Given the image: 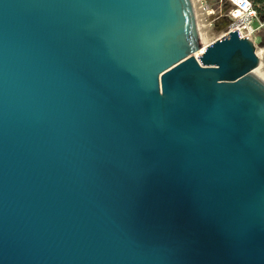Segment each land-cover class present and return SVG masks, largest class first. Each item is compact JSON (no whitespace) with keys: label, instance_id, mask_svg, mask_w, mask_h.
Wrapping results in <instances>:
<instances>
[{"label":"water","instance_id":"1","mask_svg":"<svg viewBox=\"0 0 264 264\" xmlns=\"http://www.w3.org/2000/svg\"><path fill=\"white\" fill-rule=\"evenodd\" d=\"M202 45L192 0H0V264H264L261 59Z\"/></svg>","mask_w":264,"mask_h":264},{"label":"rangeland","instance_id":"2","mask_svg":"<svg viewBox=\"0 0 264 264\" xmlns=\"http://www.w3.org/2000/svg\"><path fill=\"white\" fill-rule=\"evenodd\" d=\"M199 3L202 8L200 12L202 15L199 13L201 24L207 27L208 32L205 33L207 36L204 34L202 37V46H206L225 36L234 27L236 12L235 6L228 0H199ZM263 37L264 28L254 38L256 52L259 53L262 61H264Z\"/></svg>","mask_w":264,"mask_h":264},{"label":"built area","instance_id":"3","mask_svg":"<svg viewBox=\"0 0 264 264\" xmlns=\"http://www.w3.org/2000/svg\"><path fill=\"white\" fill-rule=\"evenodd\" d=\"M228 1L235 6L236 12L234 15L235 24L230 31L238 30L241 37H246L254 41L255 35L264 28V21L259 18L251 0ZM256 23H258V25H255Z\"/></svg>","mask_w":264,"mask_h":264},{"label":"bare ground","instance_id":"4","mask_svg":"<svg viewBox=\"0 0 264 264\" xmlns=\"http://www.w3.org/2000/svg\"><path fill=\"white\" fill-rule=\"evenodd\" d=\"M193 1V5H194V8H195V12H196V16H197V20H198V24H199V28H200V32H201V37H203V35L207 32V27L206 26H203L201 24V20H200V15L199 13L201 12V9L200 8L201 6L200 3H199V0H192ZM203 13V12H202ZM201 14V13H200ZM202 15V14H201ZM203 17V16H202ZM204 21V20H203ZM204 23V22H203ZM208 33V32H207ZM206 35V34H205ZM207 36V35H206ZM204 47V46H203ZM259 58L261 59L259 53H257ZM254 73L259 77L261 78L263 81H264V61L261 60V63L259 65L258 68H256L254 70Z\"/></svg>","mask_w":264,"mask_h":264},{"label":"trees","instance_id":"5","mask_svg":"<svg viewBox=\"0 0 264 264\" xmlns=\"http://www.w3.org/2000/svg\"><path fill=\"white\" fill-rule=\"evenodd\" d=\"M251 2L257 11L259 18L264 21V0H251ZM262 41L264 43V37Z\"/></svg>","mask_w":264,"mask_h":264}]
</instances>
